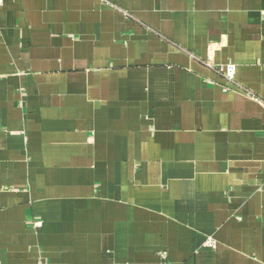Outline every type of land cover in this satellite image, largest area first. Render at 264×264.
I'll list each match as a JSON object with an SVG mask.
<instances>
[{"label":"crops","instance_id":"0c3cea01","mask_svg":"<svg viewBox=\"0 0 264 264\" xmlns=\"http://www.w3.org/2000/svg\"><path fill=\"white\" fill-rule=\"evenodd\" d=\"M262 101L264 0H4L0 264H264Z\"/></svg>","mask_w":264,"mask_h":264},{"label":"built area","instance_id":"2783aa9c","mask_svg":"<svg viewBox=\"0 0 264 264\" xmlns=\"http://www.w3.org/2000/svg\"><path fill=\"white\" fill-rule=\"evenodd\" d=\"M4 0H0V3H2ZM217 70L224 73L226 78L229 81H234L235 71H236V65L234 63H229L226 65H219L217 66ZM262 104L264 105V101H262ZM206 244L209 246H216V241L213 238H209L206 241Z\"/></svg>","mask_w":264,"mask_h":264}]
</instances>
